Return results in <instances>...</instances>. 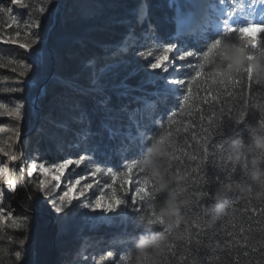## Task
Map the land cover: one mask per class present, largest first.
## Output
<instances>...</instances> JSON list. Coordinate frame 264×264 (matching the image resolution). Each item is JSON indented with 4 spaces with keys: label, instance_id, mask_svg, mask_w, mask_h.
Returning a JSON list of instances; mask_svg holds the SVG:
<instances>
[{
    "label": "trees",
    "instance_id": "trees-1",
    "mask_svg": "<svg viewBox=\"0 0 264 264\" xmlns=\"http://www.w3.org/2000/svg\"><path fill=\"white\" fill-rule=\"evenodd\" d=\"M25 2L29 8L21 9L10 5L9 0H0V8H12L10 13H0V112L5 113L0 116V145L15 136L8 129L19 125L28 139L26 144L14 146L13 154L18 159L24 154L46 164H59L84 155V163L69 166L68 172L75 169L73 174H91L99 168L95 175L98 183H93L87 192L96 198L109 195L107 185L111 178L107 170L122 173L126 165L139 164L152 144L145 140L124 151L129 133L138 136L144 131L158 138L169 130L170 156L163 163L169 178L177 173L182 177L173 180V187L179 193L178 201L185 203L181 224L170 234L162 224L144 226L131 207L127 209L129 215H124L123 210L116 222L108 225L94 227L71 214L61 224L55 221L48 196L39 191V180L25 174L23 162H8L0 154V166L18 176L15 190L3 192L1 198L7 223L0 226V264H134L140 235L160 233L169 239L162 252L153 253L159 264H264V197H257L258 186L247 176L243 165L234 167L227 159L231 149L225 143L236 137L249 143L251 128L264 126V77L254 72L249 81L244 74L240 85L232 89L233 96L221 89L218 99L213 101L209 96L208 103L202 102L207 93L201 89L185 104L187 93L181 89V94L169 99L153 117L135 99H154L150 94L156 88L147 82L151 71L148 64L153 58L140 54L151 50L155 55L162 43L179 46L189 39L195 43L196 36L177 33V9L189 11L185 0ZM217 3L212 1V5ZM229 4L235 7L229 8ZM248 5L249 0H225L220 6L237 15ZM41 7L46 9L43 13L39 12ZM215 13L210 27L219 17V11ZM33 19H40V28L31 29L32 35L26 37L29 30L25 25ZM211 30L214 34L215 28ZM17 31L21 33L17 37L21 43H28L36 35L39 42L30 50L21 49L18 43H4ZM141 31L144 33L138 35ZM258 35L264 40V33ZM187 50L198 48L189 45ZM20 71L27 75L20 77ZM181 74L186 82L195 75L191 69H182ZM208 84L212 82L209 80ZM218 87L210 86L208 92L215 96ZM16 88L23 91H12ZM16 107L22 111L19 122L7 115ZM172 119L175 123L169 127ZM238 119L240 123L236 122ZM205 128L208 133L203 131ZM205 135H209L207 154L201 147ZM146 175L150 173L137 169L133 179ZM89 179L86 183H90ZM238 184L248 190L242 191ZM220 187L227 190L220 202L225 213L214 219L218 203L214 195ZM181 188L185 190L180 192ZM133 194L129 191L123 198L130 202ZM166 195L157 194L153 202L157 210ZM146 205L147 202L138 203L135 207L141 209L140 214L150 215ZM197 222L200 227L195 226ZM122 256L130 259L122 260Z\"/></svg>",
    "mask_w": 264,
    "mask_h": 264
},
{
    "label": "snow or ice",
    "instance_id": "snow-or-ice-1",
    "mask_svg": "<svg viewBox=\"0 0 264 264\" xmlns=\"http://www.w3.org/2000/svg\"><path fill=\"white\" fill-rule=\"evenodd\" d=\"M225 0H219L220 4H224ZM187 3L189 11L184 12L180 9H177L175 15V22L177 25V33H183L188 22L194 18L196 15H200V21L196 25L194 31L197 33L195 38V43L192 39L181 41L180 45L177 46L176 43H162V46L156 48V54L149 50L146 53H141L140 55L147 57H152L153 60L149 62L148 68L150 70H159V71H150L148 73V83H154L156 85L155 91L150 95L154 99L149 100L146 97H136L135 99L143 105L144 112H150L153 114V117L158 113L159 108L166 104L169 99L175 98L177 95L181 94V89H184L187 95L184 97L185 104H188V101L192 100L194 96L200 94V90L203 89L206 96L202 97L203 103H208V97L210 96L213 101L218 99V96L221 94V89L226 90L228 96H233L234 93L232 89H235L240 85L241 80L243 79L244 74H247V79L251 81L253 79L254 70L251 67V62L256 59L257 56H264V40L259 39L260 33H264V18L259 20L256 19L257 9L260 10L259 14L261 17H264V0H260L257 4L256 0H249V9L242 17H236L234 11H229L228 8H225L220 12L219 17L211 25L209 22V17L207 15L206 9L210 7L207 3V0H185ZM9 4L12 6H18L21 9L29 8V4L25 0H9ZM229 8H234V4H229ZM46 9L41 7L39 9L40 13H43ZM11 12L12 8L7 9L0 8V13ZM236 17V18H234ZM251 17V19H249ZM239 18V20H238ZM41 21L40 19H33L30 23L26 24L25 27L29 30L25 33L26 37L32 35L31 29H39ZM12 25H6L5 27H11ZM215 28V33L213 34L211 28ZM193 31V29H189ZM20 31L15 32L14 37H9L7 40H4V43L19 44L21 49L30 50L34 45L39 42V37L36 35L28 43H21L17 37H20ZM3 39V37H0ZM226 42H231L236 48L246 50V60L248 63L245 66L235 72H232L231 65H227L228 71L225 73L217 72L214 70L215 65L223 59V46ZM189 45H193L198 48V51L187 50ZM206 48V50H205ZM191 58V59H190ZM0 67H3L0 64ZM182 69H191L195 75L189 81H185L182 78L181 70ZM13 72L16 71L15 68L12 69ZM257 76H260L255 72ZM27 75L26 71H20L19 76L25 77ZM226 77L230 78V82L226 81ZM216 81L219 87L216 89L217 95L213 96L208 92L210 85L208 81ZM194 89L196 90L194 93ZM12 91H23V88L12 89ZM22 107V106H21ZM21 107H16L14 111L7 112V115L13 118L15 121L19 122L22 120V111ZM199 112L200 109H197ZM4 112H0V116L4 115ZM242 115V114H241ZM176 116V113H173V118ZM203 119V115L200 117ZM155 122V119L152 121ZM237 123H240L241 120H237ZM175 123V120L172 119L171 124ZM212 123L211 121L209 122ZM164 125H161L163 128ZM137 128H140V125L137 124ZM2 130V129H0ZM15 134V139L19 141L20 130L19 125L14 129H8ZM187 131V129H184ZM205 133H208V129H203ZM172 135V132L165 130L163 135H159L158 138L154 136H148L144 131H140L138 136H133L131 133L128 134L127 139L129 143L125 145L124 151H128L136 148L142 141H151L152 143L164 142L166 137ZM210 135V134H209ZM209 135L203 137L204 145H202V151L204 154H207L209 149L206 146L209 139ZM87 138V135L83 137ZM223 147V145H221ZM0 154L8 157L10 160L15 161L18 157L13 154L11 144H7V147L0 145ZM195 159L196 157H192ZM85 161V156L81 155L78 159H68L66 162L59 164H52L46 166V163L41 162L39 165L33 162L31 163L30 170L28 171V176L31 177L34 172L39 168L44 179L40 181L39 191L43 192L45 196H51L53 189L59 190L62 182V177L64 176L65 170L71 165H76L79 167ZM91 163V161H90ZM126 171L122 173L112 172L110 169L107 170V174L110 175L111 182L107 185V189L110 190V195H100L98 198H94V202H89V198L86 196V193L91 190L94 185L93 183H85L82 185V179L87 177H81L76 179L75 182L63 181L64 190L62 194L58 197L51 199L50 203L54 208L56 213H63L64 216L57 217V221L61 224L66 223L65 217H68L70 214L75 215L79 212V215L84 217L88 222H94L98 219L103 218V213L92 216L89 212H80L82 209H90L91 212H96L97 209L103 208L104 212L115 213L117 208L121 206L124 207V215H129L127 209L132 208L133 213H136L138 217L143 214H140L141 209L135 207L138 203L147 202V209L150 210V216L153 218V221L156 224H163V218H157V209L154 206L153 202L157 199V194L160 193L157 187L155 179L150 175H146L143 179H133L134 170H139V172H145L143 168L139 166L138 163L132 162L125 166ZM54 170V172H53ZM246 170V169H245ZM100 172L99 168H96L91 174L95 176ZM51 174V178H49ZM175 177H180L177 173ZM0 180L10 189L15 190L16 183L15 181L6 175L5 171L0 169ZM54 180L56 183L49 187L51 181ZM98 182V181H97ZM82 185V186H81ZM135 185L134 188L129 186ZM79 189V190H78ZM185 189L181 188L180 192H183ZM129 191H133L134 194L131 196V201L123 198L128 195ZM81 197L84 199L81 201ZM107 199V203H104ZM76 200L79 203L71 210V212L66 211L69 205H72L73 201ZM2 203V201H0ZM5 208L0 207V226H3L7 223V217L4 215ZM11 213L9 212V216ZM119 215V213H116ZM25 221L27 217L24 218ZM181 224V220L177 221V227ZM23 226V225H21ZM196 227H200V224L197 222ZM167 234H170L167 228L165 229ZM188 242L191 243V234H188ZM23 244V241L20 242ZM197 244L200 242L197 241ZM113 254L108 253V256L111 257ZM17 258L20 257V253H16ZM130 259L128 257L121 258Z\"/></svg>",
    "mask_w": 264,
    "mask_h": 264
},
{
    "label": "clouds",
    "instance_id": "clouds-1",
    "mask_svg": "<svg viewBox=\"0 0 264 264\" xmlns=\"http://www.w3.org/2000/svg\"><path fill=\"white\" fill-rule=\"evenodd\" d=\"M248 63L246 60V50L236 48L231 42H226L223 46V59L215 65L214 70L225 73L228 71L227 65H231L232 72H235ZM251 67L254 72L264 77V56H257L251 62ZM226 81L230 82V78L226 77ZM217 82L213 81L210 86ZM251 127V126H250ZM167 137L164 142L152 143L144 156L139 162V166L148 171L155 179L160 193H166V198L157 210V218H163L164 225L169 231H173L178 225L177 221L182 220L181 210L185 202L178 201L179 193L173 187V180H180L182 177L169 178L168 169L163 161L170 156L167 144ZM225 143L230 146V154L227 159L235 167L243 165L246 169V174L250 180L258 186L259 191L257 197H264V126L261 128H251V142L246 143L242 137L228 138ZM242 191H247L246 187L237 185ZM227 196V190L220 187L216 190L214 199L218 202L215 209L214 219H219L224 213L225 208L221 201ZM140 223L151 228L155 225L153 218L150 215H141L138 217ZM169 237L164 233L155 234L149 237L141 234L136 243V253L134 264H159L156 258L163 251Z\"/></svg>",
    "mask_w": 264,
    "mask_h": 264
},
{
    "label": "rangeland",
    "instance_id": "rangeland-1",
    "mask_svg": "<svg viewBox=\"0 0 264 264\" xmlns=\"http://www.w3.org/2000/svg\"><path fill=\"white\" fill-rule=\"evenodd\" d=\"M212 1L213 0H207V3L210 5V7H208L206 9V12H207V15L209 17V22L210 23L213 20L212 18H214L217 15V13H215L216 11H219V13H220L221 11L224 10V9H221L222 7L220 6L221 4L219 3V0H217L218 3L216 5H212ZM256 2H257V4H259L260 0H258ZM181 11H183V10H181ZM248 11H250L249 7H248V9H243L240 12H238L237 15H236V17H242L245 14H247ZM184 12H188V11L185 10ZM259 12H260V10L257 9V15H256V19L257 20H259L261 18H264V17H261V15L259 14ZM236 17H234V18H236ZM249 19H251V17H249ZM238 20H239V18H238ZM199 21H200V15H196L194 18H192L188 22V24H187V26H186L185 31L183 32V34H185L186 36H188V35L197 36V33L194 31V29L196 28V25L199 23ZM176 28H177V26H176ZM189 29H193V31H189ZM142 33H144V32L141 31L140 33H138V35L139 34H142ZM136 39L137 38L135 37L134 40H136ZM151 71H159V70H151ZM32 129L30 130V132H33L34 129L33 130ZM27 139H28L27 134H25L23 132H20L19 141H17L15 139V136H14V137H12V139L9 138V140L4 141V143L1 144V145L7 147V144H11L12 151L14 152V146H17V145H20L21 146V145L26 144L27 143ZM7 159H8V162H11L12 161L8 157H7ZM16 162H23V164H25L24 165L25 166L24 168H25V174L27 176H28L27 173L30 170L31 163L35 162V163H37V165H39L41 163V161L35 160L33 158H30L27 155L25 156L24 154L21 155L20 158L16 160ZM50 165H52V164H46V166H50ZM0 169L4 170L5 173H6V175H8L10 178H12L15 181V183L17 184V179H18V176L17 175L12 174V172H10L9 169L7 167H5V166H0ZM72 170H73V173L77 171L75 169H72ZM53 172H54V170H53ZM73 173L68 172V169L65 170L64 176L62 177V182H61V185H60V189L59 190L53 189L52 195L51 196H48L49 201H51L52 198L58 197L60 194H62V191L64 190V183H63V181H71V182L74 183L76 179H80L81 177H87L86 179H82V185H83V184L86 183V180H88V177L89 178L91 177V179H89V180H91L90 183H95V184L98 183L97 182L98 180H97V177L96 176H93L91 174H86V173H84V174H78V175L77 174H73ZM33 177H36V179L39 180V183H40V181L42 179H44V177L42 176L39 168L37 169L36 172L33 173V175L30 178H33ZM50 178H51V174H50V176H49L48 179H50ZM55 183H56V181L52 180L51 183L49 184V187H52V185H54ZM3 192H9L10 193V192H13V190H10L3 183V181L0 180V201H2V203H3V199H1V198L4 195ZM109 195H110V190H109ZM86 196L89 198V202H94V198L89 197L88 196V193H86ZM98 197L99 196H97L96 198H98ZM83 199L84 198L81 197V201ZM78 203H79L78 201L74 200L73 203H72V205H69L68 208L66 209V211H71L72 208H73V206L75 207ZM104 203H107V199H105ZM53 210H54V208H53ZM123 210H124V207L123 206H121L120 208H117L115 210V213H107V212H104L103 208L97 209L96 212H94V213L91 212L90 209H82L81 208L79 210L80 212L87 211L92 216H97V215L103 213V218L98 219V220H96L94 222H88V221H86L84 217H82V216L79 215V212H77L75 215H77L78 217H81L84 221L90 223L94 227H98V226H101V225H108V224H112L113 222H116L115 219L119 216V215H116V213H120ZM54 214H55V221H57V217H60L61 213H56L55 210H54Z\"/></svg>",
    "mask_w": 264,
    "mask_h": 264
}]
</instances>
